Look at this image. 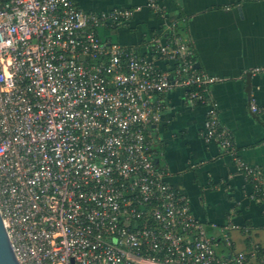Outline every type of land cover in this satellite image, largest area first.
<instances>
[{
    "label": "built area",
    "instance_id": "1",
    "mask_svg": "<svg viewBox=\"0 0 264 264\" xmlns=\"http://www.w3.org/2000/svg\"><path fill=\"white\" fill-rule=\"evenodd\" d=\"M146 6L168 21L159 0ZM137 10L94 13L74 0H0V216L19 264H264L243 226L209 236L156 161L149 130L162 96L204 105L201 132L264 198V173L236 156L193 50L173 21L143 47L102 39ZM264 71L254 68L251 73ZM249 110L262 114L254 100Z\"/></svg>",
    "mask_w": 264,
    "mask_h": 264
},
{
    "label": "crops",
    "instance_id": "2",
    "mask_svg": "<svg viewBox=\"0 0 264 264\" xmlns=\"http://www.w3.org/2000/svg\"><path fill=\"white\" fill-rule=\"evenodd\" d=\"M87 12L137 10L116 29L98 30L102 39L146 53L147 40L165 23L177 24L178 33L193 50L197 71L219 78L209 87L218 117L231 135L236 156L264 173V0H159L167 20L146 6V0H74ZM254 100L262 114L249 110ZM159 122L149 130L156 161L166 170L165 180L185 196L191 214L209 236L219 238L221 227L238 225L231 232L234 247H245L243 226L264 250V198L251 197L252 185L233 157L201 136L206 107L189 102L180 88L162 96Z\"/></svg>",
    "mask_w": 264,
    "mask_h": 264
},
{
    "label": "water",
    "instance_id": "3",
    "mask_svg": "<svg viewBox=\"0 0 264 264\" xmlns=\"http://www.w3.org/2000/svg\"><path fill=\"white\" fill-rule=\"evenodd\" d=\"M0 264H19L0 216Z\"/></svg>",
    "mask_w": 264,
    "mask_h": 264
}]
</instances>
